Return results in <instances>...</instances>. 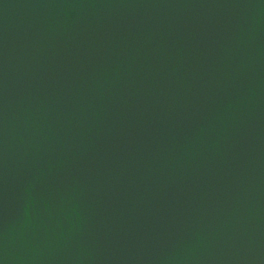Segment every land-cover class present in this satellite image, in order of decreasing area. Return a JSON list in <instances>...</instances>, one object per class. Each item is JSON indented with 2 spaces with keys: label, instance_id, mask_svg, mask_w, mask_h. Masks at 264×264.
Wrapping results in <instances>:
<instances>
[{
  "label": "water",
  "instance_id": "1",
  "mask_svg": "<svg viewBox=\"0 0 264 264\" xmlns=\"http://www.w3.org/2000/svg\"><path fill=\"white\" fill-rule=\"evenodd\" d=\"M0 264H264V0H0Z\"/></svg>",
  "mask_w": 264,
  "mask_h": 264
}]
</instances>
